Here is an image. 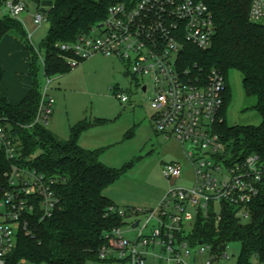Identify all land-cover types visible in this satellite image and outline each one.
<instances>
[{
  "label": "built area",
  "instance_id": "built-area-1",
  "mask_svg": "<svg viewBox=\"0 0 264 264\" xmlns=\"http://www.w3.org/2000/svg\"><path fill=\"white\" fill-rule=\"evenodd\" d=\"M7 13L19 18L27 9L23 0H8ZM250 18L264 19V0H252ZM45 20L38 12L36 25ZM97 28L99 34L92 35ZM90 33L80 35L73 43L61 44V49L72 52L68 57L71 67L97 51L113 53L129 62L130 73L138 88L146 93L149 84L138 77L150 76L154 110L152 119L159 134L175 138L185 149L194 166L196 182L190 188L173 187L156 208H132L121 212L145 217L132 222L138 230L135 239L127 238L122 226L107 231V243L101 248L102 261L117 264H152L149 250H158L156 264H218L227 257L202 241L193 244L192 230L187 229L202 214L214 212L218 219L226 205L233 207L242 220L251 217L250 206L260 192L263 166L259 156H237L228 153L218 126L223 120L226 77L218 69L207 76L192 77L183 67L182 54L188 43L201 49L212 44L214 23L208 6L200 0H115L107 17ZM49 80V79H48ZM117 96L129 101L124 91ZM53 112V100L42 94L36 123L47 124ZM13 126L0 116V157L9 161L3 182H0V264H30L25 258L13 262V251L20 233L32 232L33 221H41L60 206L54 186L56 179L46 176L23 161L22 150L13 135ZM224 168L226 179L218 173ZM166 177L177 179L182 174L180 162L167 163ZM149 233L144 227L151 222ZM137 226L133 227L135 223ZM124 224V223H123ZM192 254V263L186 258Z\"/></svg>",
  "mask_w": 264,
  "mask_h": 264
},
{
  "label": "trees",
  "instance_id": "trees-1",
  "mask_svg": "<svg viewBox=\"0 0 264 264\" xmlns=\"http://www.w3.org/2000/svg\"><path fill=\"white\" fill-rule=\"evenodd\" d=\"M8 0H0V5ZM115 0H55L46 9L40 8L49 22L47 36L41 47L45 50L44 71L50 77L69 72L68 57L72 52L61 44L73 43L82 34L90 33L107 17ZM212 13L214 33L212 44L201 49L193 43L185 46L183 67L192 77L207 76L212 69L226 77L223 120L218 126L228 153L237 156L256 154L263 166L260 192L250 206L251 217L242 220L233 207L226 205L218 219L214 212L200 214L193 226L190 240L210 244L221 253L230 241L241 243L239 259L234 264H264V23L250 18L252 0H200ZM16 32L31 53L29 73L32 86L23 99L9 102L1 90L4 70L0 67V116L12 123L13 135L22 150L23 161L46 176L56 179L54 189L60 206L41 221H33L32 232L20 233L13 251V262L25 258L30 264H86L101 260V248L107 243L106 233L122 226L132 207L121 209L105 189L118 180L126 166L117 169L105 164L100 149H86L79 143L83 131L104 121L83 118L71 126L70 136L61 138L47 124L33 126L42 92L37 79L38 53L19 18L6 13L0 16V42ZM241 72L243 88L248 97L255 98L254 109L261 116L258 125H230L227 112L232 101L229 71ZM49 79V78H48ZM132 162L129 164L131 165ZM9 161L0 157V182Z\"/></svg>",
  "mask_w": 264,
  "mask_h": 264
},
{
  "label": "rangeland",
  "instance_id": "rangeland-1",
  "mask_svg": "<svg viewBox=\"0 0 264 264\" xmlns=\"http://www.w3.org/2000/svg\"><path fill=\"white\" fill-rule=\"evenodd\" d=\"M28 4L20 16V21L34 45L37 56V79L39 90L48 93L53 100L54 113L49 118L47 126L63 138H69L71 126L83 118L94 121L104 119L98 125L82 132L79 143L86 149H100V159L107 165L121 169L126 166L123 175L108 186L104 193L121 209L156 208L164 196L173 187L190 188L195 185L196 174L194 166L186 157L185 149L175 138H166L156 131L149 98L152 96L151 77H138L140 81L149 84V90L144 93L138 88L137 81L130 73L129 62L119 56L97 51L80 61L69 72L48 77L44 71L45 50L41 44L47 36L49 22L43 20L40 25L32 22V15L42 7H51L55 0H23ZM46 8V9H48ZM39 9V10H38ZM38 10V11H37ZM7 13L6 4L0 5V16ZM260 23H264V19ZM11 34H17L12 31ZM99 34L98 29L92 31L93 36ZM1 66V65H0ZM3 68V65L1 66ZM4 69V68H3ZM6 70V69H4ZM6 72V71H5ZM4 77L7 83L16 82V74L7 70ZM28 73L25 74L27 76ZM229 84L232 101L227 112L230 125H258L261 116L254 109L255 98L248 97L243 88V77L240 71H229ZM49 78V80H48ZM124 91L129 101L123 102L118 91ZM132 162L131 165H129ZM180 162L182 174L179 178L166 177L163 169L167 163ZM220 179H226L224 168L219 172ZM136 219L145 217L128 214L122 226L127 238L135 239L138 230L131 228ZM154 220L144 227L149 233ZM194 224L187 229L192 230ZM227 257L220 258L218 264H234L241 252L239 241H230L225 247ZM158 250H149L148 260L157 263ZM192 254L186 258L192 263ZM86 264H117L116 261L105 262L90 260Z\"/></svg>",
  "mask_w": 264,
  "mask_h": 264
},
{
  "label": "crops",
  "instance_id": "crops-1",
  "mask_svg": "<svg viewBox=\"0 0 264 264\" xmlns=\"http://www.w3.org/2000/svg\"><path fill=\"white\" fill-rule=\"evenodd\" d=\"M42 8H48V7L44 6ZM26 10L29 11L28 4H27ZM36 14L32 15L33 24H35L34 17ZM31 59H32L31 53L26 48L25 42L20 38L18 34L8 33L3 37L2 41L0 42V65L1 66L3 65V68L6 69V70L3 69L4 72L5 71L7 72V70H9V71L14 72V74L16 72L23 73L22 76L21 75L18 76V74H16L17 76L16 82L13 84L7 83L5 80V77L3 76L2 83H1V90L7 93L8 100L12 104L19 103L32 86L33 79L29 73ZM26 73H28L27 76H25ZM53 113H54V109H53L52 115ZM64 139H67V138H64Z\"/></svg>",
  "mask_w": 264,
  "mask_h": 264
},
{
  "label": "water",
  "instance_id": "water-1",
  "mask_svg": "<svg viewBox=\"0 0 264 264\" xmlns=\"http://www.w3.org/2000/svg\"><path fill=\"white\" fill-rule=\"evenodd\" d=\"M137 224H138V223L136 222V223L133 225V227L137 226Z\"/></svg>",
  "mask_w": 264,
  "mask_h": 264
}]
</instances>
